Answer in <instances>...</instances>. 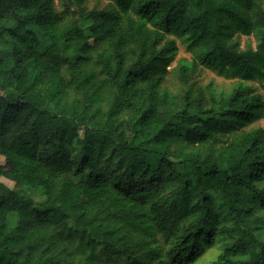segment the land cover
Returning a JSON list of instances; mask_svg holds the SVG:
<instances>
[{
  "label": "trees",
  "instance_id": "trees-1",
  "mask_svg": "<svg viewBox=\"0 0 264 264\" xmlns=\"http://www.w3.org/2000/svg\"><path fill=\"white\" fill-rule=\"evenodd\" d=\"M263 80L264 0H0V264H264Z\"/></svg>",
  "mask_w": 264,
  "mask_h": 264
},
{
  "label": "rangeland",
  "instance_id": "rangeland-1",
  "mask_svg": "<svg viewBox=\"0 0 264 264\" xmlns=\"http://www.w3.org/2000/svg\"><path fill=\"white\" fill-rule=\"evenodd\" d=\"M175 41L178 46V52L175 57V61L171 65V68L175 67L178 64V62L182 59H186V60L191 59V55L185 52L184 46L181 44V42L176 39ZM247 44H249L252 48H255V45H256L255 38L253 36H249V37L240 36V46L244 48ZM197 81L199 85L201 86H205V85H208L209 83H213L214 88H216L218 91L227 92L234 85L236 79H223V78L217 77L215 74H213L209 70L202 69L199 72ZM168 86L170 88H174L176 85L174 84L173 80H170L168 83ZM251 86H253L256 89V92L260 94L264 100V80L258 83H251ZM251 127L252 128H256V127L264 128V117L258 120L257 122H255L254 124H252ZM0 164H4V159L2 157H0ZM0 184L6 186L7 188H12L14 186L13 182L5 178L0 179ZM33 199L38 203L44 200L43 198L38 197L37 195H34ZM258 216L261 218L260 222H262L264 226V213L259 212ZM217 252L218 250L215 247L206 249L197 264H211Z\"/></svg>",
  "mask_w": 264,
  "mask_h": 264
}]
</instances>
